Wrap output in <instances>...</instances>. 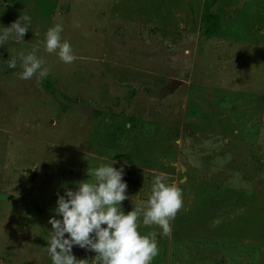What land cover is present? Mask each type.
Instances as JSON below:
<instances>
[{
    "label": "rangeland",
    "instance_id": "374dc122",
    "mask_svg": "<svg viewBox=\"0 0 264 264\" xmlns=\"http://www.w3.org/2000/svg\"><path fill=\"white\" fill-rule=\"evenodd\" d=\"M202 12L217 17L207 37ZM24 15V40L0 47V264H52L51 217L36 207L54 216L58 193L113 161L128 185L125 214L157 175L183 190L171 237L140 218L141 235L157 233L151 264H264V0H0V32ZM57 23L72 64L44 49ZM34 47L50 91L35 77L11 81L22 69L8 62ZM171 78L182 82L170 89ZM103 81L108 93L118 81L157 97L116 88L107 101ZM56 102L68 105L59 115ZM72 251L98 264L94 251Z\"/></svg>",
    "mask_w": 264,
    "mask_h": 264
},
{
    "label": "clouds",
    "instance_id": "9594fccd",
    "mask_svg": "<svg viewBox=\"0 0 264 264\" xmlns=\"http://www.w3.org/2000/svg\"><path fill=\"white\" fill-rule=\"evenodd\" d=\"M30 26L31 17L20 16L0 32V47L10 37L23 41ZM63 31L60 23L49 28L44 49L63 63L72 64L77 56L70 42L63 39ZM37 51L34 47L27 55L21 52L8 62V67L16 68L19 61L20 79L46 78L51 69L43 57L37 56ZM114 163L88 168L91 182L80 181L75 190L65 188L64 195L57 194L55 215L48 221L52 227L46 248L52 264H84L85 260L73 254L74 246L94 251L98 264H151L159 254L157 233L141 235L138 231L141 217L144 226H159L163 236L171 237V221L183 207V190L168 183L167 174L157 175L148 200L125 214L121 205L129 199L128 185L123 180V166L117 169L112 166Z\"/></svg>",
    "mask_w": 264,
    "mask_h": 264
},
{
    "label": "trees",
    "instance_id": "16d2710c",
    "mask_svg": "<svg viewBox=\"0 0 264 264\" xmlns=\"http://www.w3.org/2000/svg\"><path fill=\"white\" fill-rule=\"evenodd\" d=\"M200 23H201V27H202V34L204 36H206V37L214 34L216 32V30H217V17L211 12H202L200 14ZM40 86L44 87L46 90H49V91L53 88L52 83L47 78H44V79L40 80ZM109 86H110V93H113V91H115L116 88H119V89L127 88L128 89L127 97H129V98L133 97L134 95L138 94L141 91L149 93V98H150V96L157 97L155 95L156 94L155 88L154 89H150L148 86H145V85L140 86V85H137V84L120 83V82L117 81L115 83V85H111L109 83ZM152 90H154V91H152ZM61 95L64 98H66L64 94H61ZM78 101L77 102L74 101V102L79 104ZM92 103H93L92 104L93 106L94 105L95 106H99V102L96 101V100H94ZM56 104H57V115H59V113H63L67 109V106H68L66 103L61 104L60 102H56ZM106 109L109 110V111L111 110L110 106H108V105L106 106ZM36 209L38 210L39 213H42V214L45 213L49 217L53 216L51 212H46L43 209H40L39 207H36Z\"/></svg>",
    "mask_w": 264,
    "mask_h": 264
},
{
    "label": "crops",
    "instance_id": "0c3cea01",
    "mask_svg": "<svg viewBox=\"0 0 264 264\" xmlns=\"http://www.w3.org/2000/svg\"><path fill=\"white\" fill-rule=\"evenodd\" d=\"M64 40H67V39H64ZM102 62L103 61H101V59L97 58V65H98L99 70L102 71L103 73L107 74V76H108L109 73L106 70L108 69V63L109 62L107 60L104 63H102ZM11 81H16V82L19 81V82H21V81H24V80H20L19 79V76H18L17 78H12ZM61 81L63 82L64 85H67V86L69 85V78H67V75H64ZM25 83H26V85L28 84L26 81H25ZM102 83H103V86L104 85L105 86H104V89L102 90V94L98 98H101V99L103 98L104 100H107L108 101V99H111L113 97L110 96V93H108L106 83L104 81ZM27 89H28V91L30 93H34V88L30 84L27 85ZM94 96H96V95H94Z\"/></svg>",
    "mask_w": 264,
    "mask_h": 264
},
{
    "label": "water",
    "instance_id": "95a60500",
    "mask_svg": "<svg viewBox=\"0 0 264 264\" xmlns=\"http://www.w3.org/2000/svg\"><path fill=\"white\" fill-rule=\"evenodd\" d=\"M182 81L177 78L170 79V89H173L177 84H180Z\"/></svg>",
    "mask_w": 264,
    "mask_h": 264
}]
</instances>
